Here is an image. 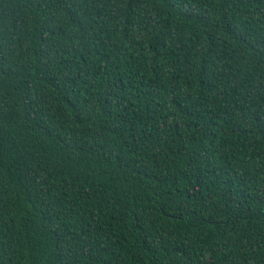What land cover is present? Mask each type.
I'll return each mask as SVG.
<instances>
[{
    "label": "trees",
    "instance_id": "1",
    "mask_svg": "<svg viewBox=\"0 0 264 264\" xmlns=\"http://www.w3.org/2000/svg\"><path fill=\"white\" fill-rule=\"evenodd\" d=\"M0 264H264V0H0Z\"/></svg>",
    "mask_w": 264,
    "mask_h": 264
}]
</instances>
